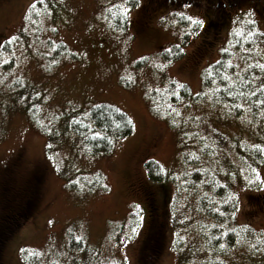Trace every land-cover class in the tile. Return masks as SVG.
<instances>
[{
	"label": "rangeland",
	"instance_id": "rangeland-1",
	"mask_svg": "<svg viewBox=\"0 0 264 264\" xmlns=\"http://www.w3.org/2000/svg\"><path fill=\"white\" fill-rule=\"evenodd\" d=\"M257 3L234 10L212 42L196 5L0 0V216L12 193L16 204L30 198L25 217L0 237V264H144L152 229L153 264H189L190 251L195 263L264 264V161L240 160L236 148L264 147V109L235 117L202 84L222 51H233L237 17L264 30ZM173 46L181 56L170 61ZM240 59L254 63L232 58ZM182 86L190 96L171 101ZM100 104L134 126L107 155L90 154L69 128ZM149 159L170 182L148 180ZM200 167L223 172L220 183L234 180L231 223L243 239L220 255L195 248L208 236L201 209L214 200L217 208L213 192L190 179Z\"/></svg>",
	"mask_w": 264,
	"mask_h": 264
},
{
	"label": "trees",
	"instance_id": "trees-1",
	"mask_svg": "<svg viewBox=\"0 0 264 264\" xmlns=\"http://www.w3.org/2000/svg\"><path fill=\"white\" fill-rule=\"evenodd\" d=\"M248 16H250V12ZM237 26L232 31V36L229 37V44L230 47L232 46L233 51H222L219 60L209 66L202 76L203 88L212 94L214 102L228 106L230 113L235 117L243 115L247 110L253 112L264 109V103H262L264 102V89L260 87L261 84H264V68L260 67V65H264V30L261 31V29L255 27L252 21H245L244 19L239 21ZM249 33H251V36H249ZM234 55L240 58H248L252 60L250 62L254 63L242 66L244 60L240 59L239 64H237L232 60ZM180 56L181 51L178 46L172 47L170 54H165V58L170 61L176 60ZM229 62H231V66ZM189 96L188 88L182 86L178 98L171 97V101L176 102L180 98ZM199 98H204L203 94L197 95L193 99L197 100ZM69 128L74 136L82 142L86 150L93 155H107L111 153L115 143L130 136L134 130L132 121L124 112L105 104L93 106L88 110L87 114L71 120ZM96 133H101V135L97 136ZM240 147H236L237 150L240 149L238 150V154L243 155V157L239 156L240 160H246V157L253 155L258 160L264 161V147L257 146L258 148H254L256 147L254 146L253 150L247 151H243ZM143 167L151 183L170 182L164 170L154 160H146ZM231 171L234 172V170ZM218 173L219 175H224L223 172L219 171ZM217 174L200 167L190 177L191 180H195L196 184L198 183L202 186L204 185L207 189L209 188L217 199V208L214 206V200L209 203V207L211 208L207 209L204 207L201 209V216L210 219L205 220V230L208 236L198 239V245L195 247L202 251L203 249L207 252L209 251L212 255L217 253L220 255L221 249L227 253L230 247H233L240 238L243 239L241 230L238 227L233 228V224L231 223L233 213L236 211V201L230 190L231 182L234 180L228 175L227 178L224 177L222 179L223 183H220ZM7 189L6 186L4 190L7 191ZM205 192L207 193L206 189ZM11 195L7 199V204L4 208L5 212L0 216L1 238L17 222L16 220L25 217V213L30 206L28 201V204H23V209L18 211V208L15 209L13 205L15 202L11 201L13 193ZM16 197L17 195H15V199ZM21 204H18V207L19 205L22 206ZM12 210L13 212H11ZM8 212L12 214H8ZM1 217L5 219L4 222H1ZM6 217L8 218L6 219ZM146 236V240L149 241L147 245H152L153 248L147 250L148 255L144 259V264L146 262L149 264L150 256H152L151 264H153L152 261L158 254L159 245L156 244L158 241L155 234H153V229ZM221 245L225 248L221 247ZM188 248L190 249L191 247ZM187 254L191 259L189 264H210V259H206L201 263H195L192 260L195 255L194 251H190Z\"/></svg>",
	"mask_w": 264,
	"mask_h": 264
},
{
	"label": "flooded vegetation",
	"instance_id": "flooded-vegetation-1",
	"mask_svg": "<svg viewBox=\"0 0 264 264\" xmlns=\"http://www.w3.org/2000/svg\"><path fill=\"white\" fill-rule=\"evenodd\" d=\"M148 2H149L150 7H156V8H160L165 5L168 6L169 4L180 5V6L182 4L196 5L198 7L201 6V9L202 10L204 9L203 14H205L207 18L205 21V29H207L206 27H208V29L212 28L211 30H209V32L207 31V34H209V37L211 41L213 42L218 38V35L222 32L223 28L227 26L226 23L228 24V21L231 20L230 18H231L232 12L240 8L245 2L248 4H251L253 0H148ZM208 2H215V5H213V9L211 12H210L211 7L207 6ZM205 5L209 8V10L208 8H202V6H205ZM252 8L256 10H261V9L264 10V0H263V3H259V4L257 3ZM238 19L240 18L237 17V20ZM208 43H211V42H207L206 44ZM28 201L29 199L26 197L25 205L28 204ZM18 204L20 203L16 204L15 202L14 207L15 209L18 208L17 210L20 211L23 209V204H21L22 206L19 205V207H18ZM13 210L11 212H13ZM152 212H155V209H153ZM8 214H12V213L8 212ZM7 218L8 217H6V219ZM4 221L5 219L1 217V222H4Z\"/></svg>",
	"mask_w": 264,
	"mask_h": 264
},
{
	"label": "snow or ice",
	"instance_id": "snow-or-ice-1",
	"mask_svg": "<svg viewBox=\"0 0 264 264\" xmlns=\"http://www.w3.org/2000/svg\"><path fill=\"white\" fill-rule=\"evenodd\" d=\"M122 10H123L125 13L128 12V8H123ZM188 19H189V20H193L192 17H188ZM193 22L196 23L197 25L202 24V21H200V20H198V19L193 20ZM249 36H251V33H249ZM168 51H170V50H168ZM229 64H230V66H231V62H229ZM159 67H163V65H160ZM260 67H261V68H264V65H260ZM260 87H261V89H264V84H261ZM230 94H231V93H230ZM262 103H264V102H262ZM241 107H242V106H241ZM174 123H175V122H174ZM96 135H97V136H100L101 133H96ZM132 231L135 232L136 229L133 228ZM76 239L79 240L80 237H76ZM221 247H223V245H221Z\"/></svg>",
	"mask_w": 264,
	"mask_h": 264
}]
</instances>
